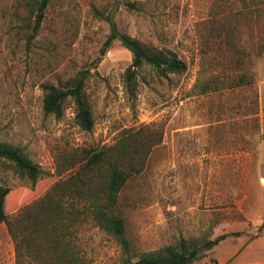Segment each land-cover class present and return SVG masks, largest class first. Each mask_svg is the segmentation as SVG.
<instances>
[{"label": "rangeland", "instance_id": "rangeland-1", "mask_svg": "<svg viewBox=\"0 0 264 264\" xmlns=\"http://www.w3.org/2000/svg\"><path fill=\"white\" fill-rule=\"evenodd\" d=\"M17 1L0 0V140L23 146L42 176L33 186L1 169L0 180L25 189L22 205L60 178V151L110 145L128 128L153 125L163 141L124 192L136 250L243 231L194 264H264V0L259 11L242 10L241 0H52L31 42ZM111 10L120 30L175 51L185 72L140 79L131 95L124 83L131 51L119 40L104 49ZM80 69L90 71V131L77 124L72 102L60 118L43 109L42 84ZM76 243L86 264H123L119 243L92 221L79 227ZM0 264H17L4 222Z\"/></svg>", "mask_w": 264, "mask_h": 264}, {"label": "trees", "instance_id": "trees-1", "mask_svg": "<svg viewBox=\"0 0 264 264\" xmlns=\"http://www.w3.org/2000/svg\"><path fill=\"white\" fill-rule=\"evenodd\" d=\"M241 1L242 10L253 7L259 11L263 4L262 0ZM51 2L17 1L15 7L26 12L20 28L27 42L39 35ZM103 17L111 28L104 49L119 40L132 53V62L124 73V83L131 95L137 92L140 79L147 82L149 76L169 78L187 69L186 62L172 49L145 43L120 30L112 10ZM221 28L226 31L227 41L231 44V29L227 26ZM218 32L220 35L221 31ZM89 77L88 69H80L64 81L43 83L44 112L60 118L67 103L72 102L77 124L84 130H92L95 120L87 91ZM162 141L160 127L141 125L124 130L110 145L62 150L56 156V174L60 178L43 195L25 205L21 203L25 189L9 187L0 180V224H6L14 240L17 264H86L77 248L76 238L79 227L87 221L94 222L116 239L121 247L123 264H194L221 241L242 236L243 231L226 232L213 238L209 235L181 236L154 250H136L122 214L128 200L124 192L145 169L150 154ZM1 169L11 170L33 186L42 176L39 164L23 146L2 140ZM260 229H264V223ZM258 236L251 235L250 240ZM213 263L219 264L216 259Z\"/></svg>", "mask_w": 264, "mask_h": 264}]
</instances>
